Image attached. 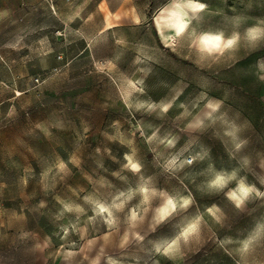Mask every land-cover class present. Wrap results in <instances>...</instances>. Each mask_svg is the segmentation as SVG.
<instances>
[{
  "label": "rangeland",
  "instance_id": "1",
  "mask_svg": "<svg viewBox=\"0 0 264 264\" xmlns=\"http://www.w3.org/2000/svg\"><path fill=\"white\" fill-rule=\"evenodd\" d=\"M0 264H264V0H0Z\"/></svg>",
  "mask_w": 264,
  "mask_h": 264
},
{
  "label": "snow or ice",
  "instance_id": "2",
  "mask_svg": "<svg viewBox=\"0 0 264 264\" xmlns=\"http://www.w3.org/2000/svg\"><path fill=\"white\" fill-rule=\"evenodd\" d=\"M181 30H183V26H181ZM220 40V36H206L202 38L201 42L204 45H212L213 47H219ZM232 43L233 41L229 40L226 46H231ZM133 167L135 168V165H133ZM101 211H104V209L102 208Z\"/></svg>",
  "mask_w": 264,
  "mask_h": 264
},
{
  "label": "bare ground",
  "instance_id": "3",
  "mask_svg": "<svg viewBox=\"0 0 264 264\" xmlns=\"http://www.w3.org/2000/svg\"><path fill=\"white\" fill-rule=\"evenodd\" d=\"M171 23L173 25L174 32L177 33L181 31V26H183L184 29L186 21L181 13H174L173 17L171 18Z\"/></svg>",
  "mask_w": 264,
  "mask_h": 264
}]
</instances>
